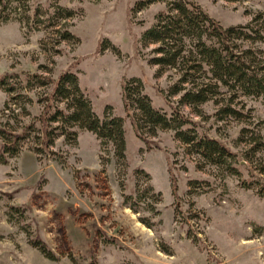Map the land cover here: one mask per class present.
<instances>
[{"label":"rangeland","instance_id":"374dc122","mask_svg":"<svg viewBox=\"0 0 264 264\" xmlns=\"http://www.w3.org/2000/svg\"><path fill=\"white\" fill-rule=\"evenodd\" d=\"M140 1L30 0V25L0 19V78L10 75L7 88L0 87V126L29 131L18 155L0 164V264H264V196L258 192L264 183L250 169L257 161L241 159L240 172L227 174L191 154L174 130H145L151 148L137 135L130 114L136 110L128 113L123 84L140 78L153 105L172 115L165 95L180 77L177 69L149 63L157 44L144 45L142 35L165 4L137 11ZM195 1L224 26L246 25L264 13V0ZM56 4L76 15L49 25ZM60 28L79 40L58 43ZM68 69L78 74L101 118H123L124 156L114 143L101 145L95 133L79 127L75 141L56 132L50 148H43L38 116L53 85L42 86L33 75L57 79ZM180 97L170 99L177 104ZM239 100L250 117L220 118L215 101L203 105L202 116L188 105L181 109L198 122L199 133L241 153L248 148L238 141L242 128L264 135V101ZM3 140L0 134V149ZM37 238L56 259L35 246Z\"/></svg>","mask_w":264,"mask_h":264},{"label":"trees","instance_id":"16d2710c","mask_svg":"<svg viewBox=\"0 0 264 264\" xmlns=\"http://www.w3.org/2000/svg\"><path fill=\"white\" fill-rule=\"evenodd\" d=\"M29 2L30 0H0V19L9 21L15 18L30 25ZM155 2H163L165 9L156 14L155 23L144 31L142 43L157 44L148 58L150 64L160 66L161 70L177 69L180 77L165 95L173 110L172 115L153 105L150 96L143 93V82L140 78H131L123 84V100L128 106V113L132 112V108L136 110L130 114L138 137L151 148L152 142L146 137L145 130H174L176 137L186 144L191 154L199 156L204 164L216 166L227 174L240 172L238 164L241 159L253 164L257 161L256 166L250 169L258 170L264 183V158H256L258 153L264 152V135L260 131L255 133L252 128H242L238 141L245 142L248 148L241 153L236 152L221 139L199 133L198 122L181 109L188 105L195 114L202 116L203 105L215 101L221 105L217 116L241 120L250 115L245 113V107H239V99L245 96L262 98L264 101V13H258L246 25L224 26L195 0H142L135 9L141 10ZM18 6L24 7V12H16L12 16ZM54 6L47 21L51 26H57L58 20L68 22L76 15L72 9L57 4ZM36 13L37 11L35 15ZM67 25L68 23H64L62 27ZM56 32L60 34L58 43L62 40H79L68 28H60ZM7 76L0 78V87L6 86ZM33 77H37L42 86L53 85L51 93L42 99L45 104L38 116L42 124L44 149H49L53 144L56 132L69 142L75 141L78 133L74 128L79 127L95 133L101 145L114 143L117 154L125 155L123 118H101L83 92L75 71L68 69L57 79L41 74H34ZM177 94H181V97L174 104L170 96ZM61 103L65 106L62 107ZM5 110L8 111V108ZM55 123L59 125L54 127ZM28 133V130L17 132L0 126V134L4 139L0 149V164H6L11 157L18 155ZM169 173L173 192L177 195L178 177L172 164L169 165ZM190 182L193 184L196 180ZM258 192L264 196V184ZM126 203L129 204V199H126ZM143 222L152 228V223L147 219H143ZM33 243L48 258H57L40 238L34 239Z\"/></svg>","mask_w":264,"mask_h":264}]
</instances>
